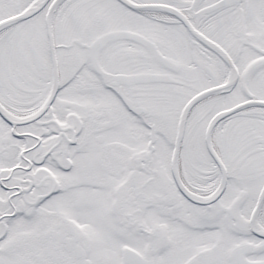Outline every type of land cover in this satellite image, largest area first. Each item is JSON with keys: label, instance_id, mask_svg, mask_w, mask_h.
I'll use <instances>...</instances> for the list:
<instances>
[{"label": "snow or ice", "instance_id": "1", "mask_svg": "<svg viewBox=\"0 0 264 264\" xmlns=\"http://www.w3.org/2000/svg\"><path fill=\"white\" fill-rule=\"evenodd\" d=\"M0 264H264V0H0Z\"/></svg>", "mask_w": 264, "mask_h": 264}]
</instances>
